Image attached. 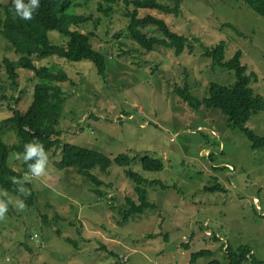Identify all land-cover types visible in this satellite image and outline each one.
Segmentation results:
<instances>
[{"label": "rangeland", "instance_id": "obj_1", "mask_svg": "<svg viewBox=\"0 0 264 264\" xmlns=\"http://www.w3.org/2000/svg\"><path fill=\"white\" fill-rule=\"evenodd\" d=\"M75 2L80 7L73 4L67 13L91 18L79 30L92 34V47L106 56L105 78L90 61L31 58L35 67L60 69L68 77L53 82L66 100L56 127L59 140L111 159L127 154L135 160L112 164L106 173L92 170L103 182L98 195L75 169L56 168L59 151L48 153L41 175L24 174L18 196L0 190L6 193L0 200L11 201L0 217V264H190L199 251L206 254L193 264H229V247L251 250L242 264H251V258L264 264V150L253 149L219 110L203 105L193 110L174 92L187 86L201 100L211 83L234 82V72L214 68L203 57L204 48L222 42L226 61L241 51V64L257 76L250 88L264 99V16L240 0H181L178 17L138 9V17L155 16L190 40L192 52L177 56L160 47L145 52L130 38L126 12L133 5ZM3 17L0 12V22ZM143 31L161 37L154 28ZM48 37L57 45L67 40L57 32ZM5 58L16 63L19 55L0 37V132L12 144L15 136L5 130V120L27 110L39 80L33 71L17 68L12 88ZM245 127L263 137L264 110L251 115ZM144 156L160 159L162 170L142 171ZM9 162L22 172L14 152ZM126 169L146 179L138 186L147 206L122 222L127 199L140 205ZM215 186L219 189L211 191ZM32 194L31 205L22 201Z\"/></svg>", "mask_w": 264, "mask_h": 264}, {"label": "trees", "instance_id": "obj_2", "mask_svg": "<svg viewBox=\"0 0 264 264\" xmlns=\"http://www.w3.org/2000/svg\"><path fill=\"white\" fill-rule=\"evenodd\" d=\"M75 1L73 3L72 0H40L39 8L29 21L13 17L10 12L11 0H5L3 5H0V12L4 15L0 22V37L6 40L19 55L16 63L6 58L3 59L5 72L12 83V88L16 86L17 68L33 71L39 80L34 86L32 99L27 110L23 113L13 111L12 116L5 120V123L9 124L5 130L14 134L15 142L6 144L1 138L0 132V190L16 196L20 194V189L18 183H13L11 178L16 177L25 183L24 174L29 171L28 164L34 163L36 159L34 157L30 161H23L22 153L26 143L41 144L46 155L52 151H59L61 158L55 162L56 168L75 169L79 176L86 178L96 187L92 191L98 195H100L98 188L103 185V182L91 173L92 170L99 169V171L106 173L112 164L119 167L129 166L135 160L127 154H120L111 159L100 152L67 143L63 144L59 140V132L56 127L58 126L61 107L66 100L58 84L66 81L68 77L60 69L54 71V69L45 67H35L31 58L37 56L39 58L55 57L68 62L90 61L96 67L98 75L102 79L105 78L106 56L92 47L90 43L92 34H83L79 30V26L91 18L67 13L73 4L80 7ZM88 1L90 0H85L86 3ZM166 1L172 5L168 3L163 5L155 0L133 2L128 0H101V2L109 5L120 2L126 7L130 5L135 7L132 11L127 9L128 25L126 30L130 38L145 52L150 53L155 48L160 47L172 50L177 56L182 54L185 49L191 53L193 45L190 40L173 32L164 20L152 15L138 17V9H147L178 17L181 0ZM240 1L258 16H264V0ZM98 10L101 11V4H99ZM224 26L233 28L231 25ZM148 27L160 32L161 37L144 32L143 30ZM49 32H57L63 35L67 39L66 42L59 45L51 43L48 37ZM195 41L198 43L197 39ZM224 50L225 44L221 42L212 48H204L203 57L209 59L214 68L234 72V82L231 85L223 86L213 82L209 85L208 96L201 100L191 95L187 86L175 88L174 92L193 110H198L202 105L208 109L219 110L226 117L230 127L238 128L247 137L253 149L264 150V136L258 137L245 127L251 115L264 110V99L256 95L250 88V81H257V76L254 73H247L246 66L241 64V51L238 50L231 59L226 61ZM53 82L58 84L53 85ZM12 152L16 155L21 154V156H17L21 159L22 172L15 171L10 165L9 158ZM140 165L144 172L162 170L161 160L149 156L142 157ZM124 173L136 183L135 191L140 200V205L127 199V208L120 211L123 216L122 222H126L130 216L141 213L143 208L147 206L144 202L145 191L138 186V183L146 179L130 169H126ZM216 189L219 187L210 188L211 191ZM34 199L35 195L32 194L28 198H23L22 201L31 205ZM250 251L247 247H239L236 251L229 247V264H242L247 261L246 256ZM205 254L202 251L192 254L190 264ZM249 262L251 264H263L253 261L252 258ZM208 264H219V262L214 260Z\"/></svg>", "mask_w": 264, "mask_h": 264}, {"label": "clouds", "instance_id": "obj_3", "mask_svg": "<svg viewBox=\"0 0 264 264\" xmlns=\"http://www.w3.org/2000/svg\"><path fill=\"white\" fill-rule=\"evenodd\" d=\"M40 6V0H11L10 12L14 18H19L24 21H29L33 18L34 13ZM21 156V154H17ZM36 158L34 163L28 164L29 171L35 175L39 176L44 172V166L47 160L46 153L43 146L39 143H26L24 145V152L22 153L23 161H30L32 158ZM13 183H20L16 177L11 178ZM20 191H24L20 188ZM6 195V193H0ZM11 201L0 200V217L7 211L8 203ZM17 206L23 208V202L17 201Z\"/></svg>", "mask_w": 264, "mask_h": 264}]
</instances>
